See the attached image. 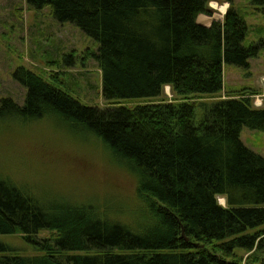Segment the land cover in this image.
Segmentation results:
<instances>
[{"label": "trees", "instance_id": "trees-1", "mask_svg": "<svg viewBox=\"0 0 264 264\" xmlns=\"http://www.w3.org/2000/svg\"><path fill=\"white\" fill-rule=\"evenodd\" d=\"M25 2L98 42L107 104L83 105L17 67L23 103L1 98L0 125L53 116L92 134L135 176L139 210L124 222L90 206L54 207L0 178V235L20 233L41 252L10 253L0 241V264H264V157L239 138L242 127L264 128V103L253 106L251 91L187 101L220 93L223 64L248 67L257 55L259 43L242 44L244 21L229 8L211 28L194 23L211 15L208 0ZM251 2L264 16V0ZM165 86L182 99L121 104L158 98Z\"/></svg>", "mask_w": 264, "mask_h": 264}, {"label": "rangeland", "instance_id": "rangeland-1", "mask_svg": "<svg viewBox=\"0 0 264 264\" xmlns=\"http://www.w3.org/2000/svg\"><path fill=\"white\" fill-rule=\"evenodd\" d=\"M246 25L242 44L259 43L257 55L248 67L224 63L223 89L215 95L190 96L187 101L211 103L226 94L254 92L264 97V16L262 7L251 0H228ZM98 42L70 22H58L49 7L36 10L25 0H0V99L10 98L22 105L26 89L13 77L17 67L33 71L83 105L104 107L101 72L92 54ZM168 86L158 98L134 99L122 105L179 101ZM196 111L198 109L196 108ZM244 146L264 157V128L242 127ZM0 178L51 206L98 209L105 218L130 222L139 210L136 178L99 139L53 116L40 119H7L0 125ZM221 198H218V202ZM220 203V202H219ZM221 204V203H220ZM224 205V204H221ZM54 231H42L45 238ZM10 253L39 255V248L23 240L20 233L0 235ZM243 260L247 253L239 251Z\"/></svg>", "mask_w": 264, "mask_h": 264}, {"label": "clouds", "instance_id": "clouds-1", "mask_svg": "<svg viewBox=\"0 0 264 264\" xmlns=\"http://www.w3.org/2000/svg\"><path fill=\"white\" fill-rule=\"evenodd\" d=\"M207 7L211 10V15L203 11L198 12L195 16L194 23L201 24L204 28H211L214 22L223 20L231 5L228 0H208ZM259 84L264 86V77L260 78ZM262 103L264 102L261 101L260 97L255 98V107L260 108ZM219 202L224 204L226 197L221 198Z\"/></svg>", "mask_w": 264, "mask_h": 264}, {"label": "water", "instance_id": "water-1", "mask_svg": "<svg viewBox=\"0 0 264 264\" xmlns=\"http://www.w3.org/2000/svg\"><path fill=\"white\" fill-rule=\"evenodd\" d=\"M181 236H182V237H184V234H183V232H182ZM184 239L186 240V237H185ZM200 246H202V245H200Z\"/></svg>", "mask_w": 264, "mask_h": 264}]
</instances>
